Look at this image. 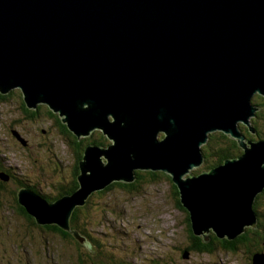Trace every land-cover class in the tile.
I'll use <instances>...</instances> for the list:
<instances>
[{
	"label": "water",
	"instance_id": "1",
	"mask_svg": "<svg viewBox=\"0 0 264 264\" xmlns=\"http://www.w3.org/2000/svg\"><path fill=\"white\" fill-rule=\"evenodd\" d=\"M17 89L28 108L48 105L78 139L96 130L111 141L86 147L76 192L49 202L20 190L38 225L91 248L72 230L74 211L142 171L172 178L205 242L211 231L234 240L257 227L264 140L244 143L239 126L256 134L252 100L264 97V0H0V93ZM217 131L243 154L191 173Z\"/></svg>",
	"mask_w": 264,
	"mask_h": 264
},
{
	"label": "rangeland",
	"instance_id": "2",
	"mask_svg": "<svg viewBox=\"0 0 264 264\" xmlns=\"http://www.w3.org/2000/svg\"><path fill=\"white\" fill-rule=\"evenodd\" d=\"M21 104L17 93L0 101V158L6 161L7 167H12L17 178L42 194L55 196L62 186L67 189L71 186L78 151L71 136L63 133L58 125L63 123L62 119L57 123L45 114L46 109L34 120L27 119ZM242 125L249 129L242 123L241 130ZM254 126L258 127L259 136L249 138L242 130L247 143L263 140L264 127L257 123ZM99 132L95 130V139L99 138ZM162 138L165 136L160 134L159 139ZM21 140L28 143L27 147ZM110 144L106 138L105 146ZM204 171H208L205 164L190 172L198 175ZM6 185L0 200L10 208L0 209V264H210L219 258L224 264H244L245 261L244 250L215 252L210 256L191 254L188 260L182 258L180 249L190 241L187 213L177 208V196L165 175L154 182H137L133 193L117 187L92 198L87 210L91 223L82 228L89 236L85 239L91 245L90 250H94L92 254L82 247L78 249L75 242L64 240L53 231L31 226L14 214L12 195L18 186ZM260 205L264 212L263 196ZM207 236L210 240V233ZM22 246L26 248H17Z\"/></svg>",
	"mask_w": 264,
	"mask_h": 264
},
{
	"label": "trees",
	"instance_id": "3",
	"mask_svg": "<svg viewBox=\"0 0 264 264\" xmlns=\"http://www.w3.org/2000/svg\"><path fill=\"white\" fill-rule=\"evenodd\" d=\"M15 93H17V95H19V97L22 99L21 110H22V112H24V114H26L27 119L34 120L35 118L38 117L39 114L42 113V111L44 109H46L44 112L48 117H51L57 123H59L58 121H61L62 117H60V115L58 113H55L46 104H39L37 109L28 108L26 103H25L23 93L20 89H17V92L13 90L7 95H2L0 93V101L3 102V101L8 100V98L11 97L12 95H14ZM252 102L256 107L260 108V110L256 113V117L251 120V122L253 123V128L255 129V131L257 133L258 127L254 126L255 123H257L259 126L262 125L264 127V98L259 97V95H257L253 98ZM47 108H48V110H47ZM58 125L63 128L62 129L63 133L66 134V132H67L71 136L70 140L72 143L75 144L76 149L79 152V153L77 152L78 161H77V165H76L75 172H74L73 185L71 184V186L68 189H67V186H62V191L59 192L60 193L59 195L57 194L55 196H52V195L49 196L46 194H42L35 187L26 183L24 180L17 178V180H18L17 184L20 188L26 187L30 190H33L49 202H52L53 200H56V199H60L66 195L74 193L75 190H78V188L80 186L79 181H78V175L80 173L79 163L84 156V151L86 149V146L89 144H96L99 146H105V143H106V137L102 134V132H99V134H98L99 138L98 139L94 138V135H96L95 132L90 137L78 139V137L70 131V129L68 128V126L66 124L59 123ZM242 130H244L246 132V135L249 138H250V135H255V134L251 133V130L246 129V127L243 125H242ZM242 133H243V131H242ZM244 134L245 133H243V135ZM258 136H259V134H258ZM246 139H248V138L246 137ZM262 139L264 140V134H263ZM202 152H203V155L205 157V163H204L205 168L209 170L211 168H214V167H217V166L223 164L225 162V160H227L229 158H237V157L241 156L243 154V149L239 146L237 140L232 139L230 136H228L222 132H215L209 136L207 144L202 147ZM211 157L213 158L212 160H211ZM2 160L3 159H0V169L5 171L6 167L4 166V162ZM6 172H9V171L7 170ZM164 175L166 176L168 181L171 182L173 190L175 192V195L177 196V201H176L177 208L179 210L187 213L186 220H187V227H188V231H189V236L191 239H193L195 241L194 243H195V247H196L197 251L211 253V252L217 251L218 248H221L224 251H231V250L235 249V246L232 247L234 244L235 245L238 244L241 247H247L246 245H249V246L252 245L254 247H257L258 248L257 250L259 252H262L264 250V248L261 249V247L264 244V230L262 232L254 231V233L249 231V232H251L249 235L246 236V234H243L242 236L237 238V240L232 241V242H229L226 240L220 241L219 240L220 238L217 237V235L214 232H213L214 234L212 235V241L208 244H206L204 242L203 238H201V237L197 238V236H195L193 233L192 224H191V220H190V214L186 209H184V207L181 204L180 194H179L177 187L174 185V183L172 182V178L169 175L167 176V174L161 173V172L138 171L137 172V179L132 184L113 183L111 186H109L105 190L94 193L90 197V200L88 201L86 206L76 208V210L74 211V213L71 217V221H70L72 230L77 231V233L80 234L81 237L85 238V236H88L86 231H83L82 228H84V226H86V224L91 223L90 220L88 219V216H87V210L89 209L88 204L90 203V201L92 200V198L94 196L104 195L107 192H109L110 190L117 188V187H120L121 190H125L128 193L129 192L133 193L136 191V188H137L136 183L137 182H140V181L143 183L154 182L160 176H164ZM3 191L4 192L6 191L5 185L0 180V196L3 195ZM258 196L264 197V191L261 194H259ZM12 199H13L14 208H15V209L14 208L12 209V212L14 214L16 213L20 217H23L31 226L40 228L41 230L53 231V232L61 235V237L64 238V240H67L69 242H75L77 245V248H78V246L82 247L83 249L87 250L91 254L94 251L93 249L91 251L90 248L85 243H83L80 238H78L79 236L76 238L72 232H66V231L58 228L57 226H44V227H42V226L38 225L36 222V219L34 217H32L31 215H29L27 210L25 209V207H23L17 201L16 194L12 195ZM258 205H260V203H258ZM5 206L9 207V205L4 204L0 200V209H2L1 211H3V209L6 208ZM253 210H254V212H257V211H255L254 206H253ZM83 219L86 220V222ZM91 240L93 243H96V240H93L92 238H91ZM23 245H25V244H23ZM17 248L23 249V248H26V246H22L21 248L17 247ZM89 257H90V255H89ZM82 262H83V260H82ZM123 264H125V262ZM250 264H252V262H250Z\"/></svg>",
	"mask_w": 264,
	"mask_h": 264
},
{
	"label": "flooded vegetation",
	"instance_id": "4",
	"mask_svg": "<svg viewBox=\"0 0 264 264\" xmlns=\"http://www.w3.org/2000/svg\"><path fill=\"white\" fill-rule=\"evenodd\" d=\"M11 132L13 133V131H11ZM258 134H259V131L257 130L256 135H258ZM27 145H28V143H26V146H24V147H27ZM0 159H2V158H0ZM2 161L4 162V166L6 167V170L3 171V170L0 169V180L3 182V184L5 185V187L7 186L6 184H8V183L9 184H14L15 186H18V184H17V181L18 180H17L16 172L13 171V170L11 171V168L12 167H7L6 166V161H4V160H2ZM7 170L9 172H6ZM1 175H3L4 177H6V179H2L1 178ZM72 185H73V181H72ZM24 188H26V187H24ZM21 189H23V187L20 188L18 186V188L15 189V191L13 193V194H16V197H17V201L18 202H19L18 195H19V192H20ZM61 191H62V188H61V190L59 192H61ZM59 194L60 193H58V195ZM56 200H58V199H56ZM56 200H53L52 202H55ZM261 200H262V196L261 197L258 196L257 199H256V201H255V204H254V209H255V211H257L255 213L256 214L258 213L257 214V227L256 228H253V227L246 228L245 231H244V233H243V234H246V236L249 235L251 232L252 233H254V231L262 232L264 230V212H261V210H260L262 208V206L261 205H258V203L261 204ZM249 231H251V232H249ZM213 234H214L213 232L210 233V240H209V242H205L204 241L206 244H208V243H210L212 241V235ZM242 235H240V236H242ZM239 237H237V238H239ZM197 238H199V237H197ZM201 238H203V237H201ZM237 238L234 239V240H228L227 238L219 239V240L220 241L226 240V241L232 242V241L237 240ZM194 242L195 241L190 238L189 243L187 245L181 247L180 252L182 253V258L183 259L188 260L190 258V256H191V254H193V255H208V256H210V255L214 254L215 252L234 253V252H237L239 250L240 251H243L244 250L246 252V254L244 255L245 256L244 264H250V262H252V264H256L258 257H264V250L262 252H259L257 250L258 248L257 247H254L252 245L251 246L246 245L247 247H241L238 244L237 245L234 244L232 247L235 246V249H233L231 251H224L223 249L218 248L217 251H214V252H211V253H206V252H199V251H197ZM263 248H264V244L261 247V249H263ZM213 261L214 262H211L210 264H224L222 262L221 258H219L217 260V262H215L216 260H213ZM263 261H264V259H263Z\"/></svg>",
	"mask_w": 264,
	"mask_h": 264
},
{
	"label": "bare ground",
	"instance_id": "5",
	"mask_svg": "<svg viewBox=\"0 0 264 264\" xmlns=\"http://www.w3.org/2000/svg\"><path fill=\"white\" fill-rule=\"evenodd\" d=\"M251 127H252V129H254L253 126H251ZM254 131H255V129H254ZM217 132H220V131H217ZM244 137H245V136H244ZM245 142H246V137H245Z\"/></svg>",
	"mask_w": 264,
	"mask_h": 264
}]
</instances>
